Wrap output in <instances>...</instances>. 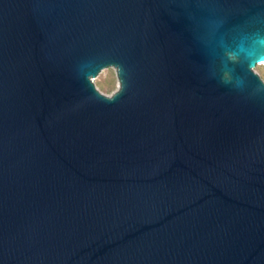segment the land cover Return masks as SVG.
I'll list each match as a JSON object with an SVG mask.
<instances>
[{"label":"water","instance_id":"1","mask_svg":"<svg viewBox=\"0 0 264 264\" xmlns=\"http://www.w3.org/2000/svg\"><path fill=\"white\" fill-rule=\"evenodd\" d=\"M264 0H0V264H264Z\"/></svg>","mask_w":264,"mask_h":264},{"label":"trees","instance_id":"2","mask_svg":"<svg viewBox=\"0 0 264 264\" xmlns=\"http://www.w3.org/2000/svg\"><path fill=\"white\" fill-rule=\"evenodd\" d=\"M264 67V66H263Z\"/></svg>","mask_w":264,"mask_h":264}]
</instances>
